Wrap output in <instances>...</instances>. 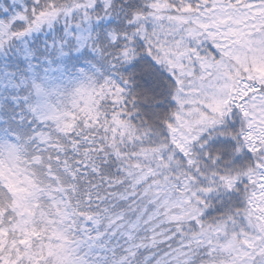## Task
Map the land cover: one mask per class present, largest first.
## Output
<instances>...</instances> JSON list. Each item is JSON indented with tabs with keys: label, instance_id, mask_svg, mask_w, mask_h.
<instances>
[{
	"label": "snow or ice",
	"instance_id": "6c2138e0",
	"mask_svg": "<svg viewBox=\"0 0 264 264\" xmlns=\"http://www.w3.org/2000/svg\"><path fill=\"white\" fill-rule=\"evenodd\" d=\"M0 264H264V0H0Z\"/></svg>",
	"mask_w": 264,
	"mask_h": 264
}]
</instances>
